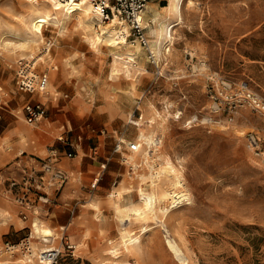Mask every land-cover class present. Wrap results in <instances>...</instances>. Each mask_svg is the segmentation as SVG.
Returning <instances> with one entry per match:
<instances>
[{"label":"rangeland","instance_id":"rangeland-1","mask_svg":"<svg viewBox=\"0 0 264 264\" xmlns=\"http://www.w3.org/2000/svg\"><path fill=\"white\" fill-rule=\"evenodd\" d=\"M98 1L93 4L100 6ZM148 1L160 10L169 4ZM190 1L185 0L183 21L173 30L172 50L161 60L149 49L152 21L142 23L148 37L144 45L130 23L117 17L128 26V45L144 47L146 58L131 76L122 70L112 77L114 68L127 65L116 60L126 45L113 51L106 45L93 48L84 15L34 31L29 23L45 11V0H0V264H16L35 245L40 254L27 264H50L42 253L53 249L60 251L53 264H111L115 257L107 250L119 245L121 230L138 233L143 222L156 220L134 251L119 245L118 259L181 264L167 244L166 227L189 264H264V153L257 155L246 141L253 132L264 146V110L251 104L239 86L248 82L264 100V0ZM115 18L101 15L100 23L110 27ZM11 33L22 38L16 52L2 44L3 37L13 38ZM50 37L55 43L45 53L43 44ZM39 56L37 72L49 78L48 92H40L47 98V113L29 124L22 109L38 102V91L19 90L17 65ZM216 102L219 110L213 108ZM152 105L162 114L169 110L155 135L161 140L157 147L179 168L192 203L166 218L150 213L146 222L121 221L110 203L112 192L122 180L135 186L141 181L136 174L129 177L123 159L130 152L127 142L121 152L114 148L119 140H136L135 122L151 115ZM26 128L38 134L30 137ZM54 148L73 154L63 160L71 163L63 166L68 183L60 192L52 187L28 191L22 169L32 164L39 169ZM169 182L164 175L160 184ZM24 195L28 210L21 204ZM33 222L54 234L48 240L40 234L31 238Z\"/></svg>","mask_w":264,"mask_h":264},{"label":"bare ground","instance_id":"bare-ground-1","mask_svg":"<svg viewBox=\"0 0 264 264\" xmlns=\"http://www.w3.org/2000/svg\"><path fill=\"white\" fill-rule=\"evenodd\" d=\"M191 1L190 3H192ZM184 3L185 0H169V4L162 10L152 4H146V8L140 16L141 24L147 23L149 20L154 24L149 31L151 37L149 49L157 60L168 56L172 50L175 40L173 30L175 26H178L183 21ZM45 8V11L39 15H34L29 23L34 31L42 30V25L44 27L50 25L60 27L73 14H76L79 19L81 15H84L85 20H82L87 23V26L85 23L83 24L87 27L85 28L88 32L87 37L93 48L99 49L101 46L106 45L113 51L122 47V44L126 45V49L117 54L116 60L120 64L127 63V65H122V69L114 68L111 73L112 77L119 75L122 70L125 76H131L132 69L135 67L140 69L142 67L141 65L146 58L144 47L139 44L136 46L128 45L126 40L128 26L125 25L122 19L120 20L116 17L110 21V27L103 26L100 23L102 13L100 6L94 5L93 0H45ZM82 20L80 21L83 22ZM10 37L13 38L5 40L6 37H3L2 44L4 42V47H11L12 51L16 52L22 46V43H20L22 38L16 33H11ZM31 53H33L32 49ZM40 59H43V56H39L36 61ZM150 110L151 115L135 122L137 126L136 140L140 143V148L137 151L124 153L123 158L130 167L128 172L130 179L133 178V174H136L141 183L135 186L131 182L132 180H122L112 192L113 198L110 203L116 209L121 221L134 218L140 222H146L150 213L155 215V219L156 217L159 219L166 218L175 209L192 203V196L184 185L179 168L166 154L159 151V147L154 145L157 129L165 123L169 110L166 109L167 113L162 114L155 105H152ZM180 113L178 112L177 114ZM28 134H30V131ZM125 142L129 145L131 141L125 140ZM164 175H169L170 177V182L167 186L160 184ZM143 184H148L149 188H144ZM133 194L135 195L134 200L131 199ZM157 223L158 221L156 220L154 224ZM154 224L143 222L139 227L138 233L126 229L121 230L119 245L126 252L134 251L140 245L142 236L151 229L153 230ZM32 227L31 238L36 234H40L44 240H48L54 234L53 230L45 224L40 225L37 222H33ZM163 229L167 233L166 241L172 253L181 264H189L188 257L181 245L175 238L171 237L169 229H166V227ZM119 245L114 244L107 250L115 257L111 264H133L131 261L118 259L120 256ZM9 249L11 248L9 247ZM49 252L42 253V260L46 258L51 264ZM39 254L40 249L36 245L31 246L29 251H25L21 257L17 258L16 264L35 263L33 257ZM9 264L14 263L10 262Z\"/></svg>","mask_w":264,"mask_h":264},{"label":"built area","instance_id":"built-area-1","mask_svg":"<svg viewBox=\"0 0 264 264\" xmlns=\"http://www.w3.org/2000/svg\"><path fill=\"white\" fill-rule=\"evenodd\" d=\"M147 1L148 0H99L98 2L102 12L101 15L105 20H109L111 16L123 18L130 23L140 41L144 45H147L148 37L145 33V27L139 20L142 12L146 8ZM54 43L55 42L52 37L48 38L43 44V52H50ZM36 62V59L31 61L27 59L19 60L17 65V85L20 91L30 93L36 91L44 93L47 92L49 78L47 74H40L37 72ZM219 83H222L223 85L227 84L221 78H219ZM239 86L241 91L245 92V95L247 99L250 100L251 104L256 106L258 109L264 110V100L256 93H253L254 91L249 88L248 82L244 81ZM227 87L232 88L233 84L228 83ZM217 104L213 105L215 110L220 109L219 104ZM46 111L47 110L43 102L29 101L23 106L22 114L27 123L33 124L43 119L47 113ZM210 119V122L215 121L212 116ZM63 139V136L59 138L60 141H63ZM246 141L248 147L257 155H263V142L257 134L253 132L248 133ZM160 142L161 140L159 138H154V145L158 146ZM125 143L126 142L124 140H119L115 145L114 151L121 152L124 149L123 144ZM128 147L130 151H137L140 148V143L137 142V140L131 141ZM72 156V152L64 153L57 148L52 149L45 159H41L39 169L33 164L32 166H25L22 169L24 186L28 191L31 187H34L38 191H42L46 187H52L57 192H60V190L68 183L70 178L69 172L61 164V159L63 157ZM12 185L15 186L16 183H13ZM42 196L46 197H41L45 202L49 201L47 194H42ZM21 204L24 206L23 208L27 210L30 209V200H25V195L21 199ZM24 218H27L26 214H24ZM59 254L60 251L56 249L49 252V256H51V264L56 261Z\"/></svg>","mask_w":264,"mask_h":264},{"label":"crops","instance_id":"crops-1","mask_svg":"<svg viewBox=\"0 0 264 264\" xmlns=\"http://www.w3.org/2000/svg\"><path fill=\"white\" fill-rule=\"evenodd\" d=\"M151 2H154V0H150ZM150 1H148V2H150ZM47 90H48V88H47ZM48 92V91H47ZM46 92V93H47ZM47 100V98H46V96L43 94V95H41L40 94V92H38V99L36 100V101H38V102H43V101H46ZM42 120V119H41ZM41 120H39V121H41ZM38 122V121H37ZM30 131V137L31 136H34V135H37L38 134V131L39 130H37V129H33V128H26V133L28 134V132ZM32 143H34V141H32ZM66 157H63L62 159H61V164H62V166H65V167H70L71 166V163L70 162H67V163H64L63 162V160L65 159ZM105 167V166H104Z\"/></svg>","mask_w":264,"mask_h":264}]
</instances>
